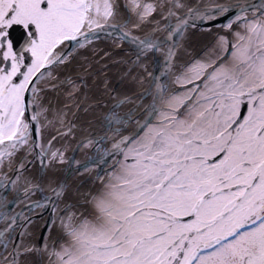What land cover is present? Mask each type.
I'll return each mask as SVG.
<instances>
[{
    "label": "snow or ice",
    "instance_id": "obj_1",
    "mask_svg": "<svg viewBox=\"0 0 264 264\" xmlns=\"http://www.w3.org/2000/svg\"><path fill=\"white\" fill-rule=\"evenodd\" d=\"M173 5L184 7L181 0L167 5L162 27L168 37L182 34L195 19L234 7L238 14L225 26L235 21L241 27L231 41L219 36L214 55L177 72L171 91L150 74L141 95L151 100L131 132L120 135L133 109L101 117L103 127L93 137L97 156L84 163L98 157L102 164L113 162L102 187L90 194L91 211L61 217L69 240L49 251L57 264H264V0L259 9L247 3L193 6L176 12L174 22ZM125 7L136 14V28L151 19L157 4L128 0ZM115 14L111 0H0V163L21 147L48 156V148L38 144V113L25 118L26 106L39 104L35 96L25 98L26 89L40 92L30 84L34 77L70 64L76 50L101 31L136 45L137 62L157 50L160 38L135 35L125 27L127 19L113 20ZM14 25L24 29L18 47L11 38ZM165 52L166 76L173 50ZM65 81L75 90L69 76L58 83ZM127 99L113 101L112 108ZM32 121L37 138L27 144ZM109 133L111 146L101 148ZM57 156L64 158L52 150L49 159ZM23 167L15 169L16 180ZM34 186L39 187L29 183L25 191ZM65 187L53 176L54 197Z\"/></svg>",
    "mask_w": 264,
    "mask_h": 264
},
{
    "label": "bare ground",
    "instance_id": "obj_2",
    "mask_svg": "<svg viewBox=\"0 0 264 264\" xmlns=\"http://www.w3.org/2000/svg\"><path fill=\"white\" fill-rule=\"evenodd\" d=\"M126 1L128 0H118L119 6L116 8L115 14L117 19L122 20L124 18L122 8L125 10L123 4H125ZM144 1H151L157 4L154 13L150 14L151 19L140 22L139 26L132 31V25L137 23V17L135 13H130V22L127 26H130L129 29L137 36L144 35L146 34L144 32L148 31V34L156 38L164 31L162 26L168 23V20L164 17V11H167V5L170 3V0H163V8L159 7L160 0H143V2ZM228 1L233 2L236 0H181L184 7H176L173 5L171 20L173 22L175 21L176 12L184 13L190 7L200 6L203 8L204 5L226 4ZM232 23H234V27L239 26L235 21ZM172 26H175L174 23ZM222 29V34H226L230 37L231 34L228 26H222ZM214 33L215 28H209L208 25L198 28L197 24L193 23L185 28L182 34L175 35V48L172 52L171 63L167 66L168 70L166 76L165 72L162 74L161 69V66L164 70L166 68L163 61V56L165 57L166 55L165 42L160 43L155 52L149 51L137 62L136 57L138 52L136 46H131L123 39H117L114 36L102 34L100 36L101 40L95 39L90 41L87 45H81L73 55L70 64L66 65L61 62L60 65L51 69V76H44L34 81L36 87L40 89L39 94L33 93L32 89L30 91V95L35 96L39 101V104L36 105V107L34 106L35 111L40 117L38 122L40 128L38 144L40 147L48 148V156L41 158L38 149L35 150L34 153L28 152L32 158L23 168L27 178L21 175L18 180H16L15 176L12 178V180H16V183L12 184L11 190L8 191L6 198L0 199V222L3 223L5 220L11 218H9L7 208L15 193L18 195L17 193L27 188L29 183L35 185L38 182L36 177H38L39 174L36 172V166H32L36 159L43 160L46 166L43 179L39 184V190L37 191L35 186L32 187V193L25 197H17V200H19L18 204L36 198L40 200L51 191L53 176L56 178L60 176V169L57 167V158H59V156H57L55 160L49 159L52 150L59 151V148L63 146L69 149L80 134L88 132L91 123L88 119L95 117L97 114L99 115L104 108L108 109L115 100L114 93L110 98L108 97L111 88L116 85L114 90L117 91V98L129 97V99L119 105L121 110H126V107L132 106L136 102L140 103L139 107L144 105L147 100L149 103L151 95L145 97L141 95V92L148 87L152 79L150 74L155 75L157 78L167 83L168 91H171L173 87H177V85L174 84L176 73L183 70L186 61L194 54L200 45L211 40ZM104 44H106V47ZM95 49H98L97 54L95 53ZM157 72H159V74H156ZM64 76H69L71 81L76 84L75 90L72 89L68 81L61 85L53 84ZM49 85H56V87H49ZM69 93L70 95H67ZM82 97H84L86 108L81 107L78 109L77 114H72L77 110ZM100 101H102V103ZM100 104H102V106H99ZM41 109L45 110L40 111ZM114 110L113 108L112 111ZM104 114L105 113H102L101 116ZM69 117H72L71 126L65 128ZM62 129L63 131H61ZM97 129H99V127ZM98 132H100V130H98L97 133ZM35 138H37L36 135ZM95 143L92 146L88 145L87 148L86 146L80 147L82 149L77 154L78 158L82 159L86 156H97ZM111 143L112 134L109 133L108 139L101 144V148H105V146L107 147L108 144ZM87 149L89 152H87ZM112 162V158H110L108 163L104 164L103 176H107ZM93 174L92 170L78 173L66 184V187L55 204V213H52V221L47 229L44 230L42 237H38L39 231L45 217L48 215V209L44 208L46 211L42 215L36 216L35 214H31V219L25 224V228L21 231V236L18 239L13 264L54 263V253L49 255V251L55 249L54 242L56 239L62 237L66 233L61 217H67L69 213H80L82 211L85 213L86 200L92 192L95 182L100 183L102 181L101 177L98 180H93ZM69 202L72 204V207L66 208L65 205ZM62 208H64V211L60 212L59 210ZM25 209V207H22V210ZM39 209L40 206L37 205L33 207V212H38ZM13 211L14 210H11L10 214H12ZM28 214V212H21L16 225L11 229H7L1 235L0 263L6 258L7 252L13 242L14 235L20 224H22V220L28 216ZM5 240H7V245H5ZM45 244L47 247H45ZM37 248H39V252H37Z\"/></svg>",
    "mask_w": 264,
    "mask_h": 264
},
{
    "label": "water",
    "instance_id": "obj_3",
    "mask_svg": "<svg viewBox=\"0 0 264 264\" xmlns=\"http://www.w3.org/2000/svg\"><path fill=\"white\" fill-rule=\"evenodd\" d=\"M170 2H171V0H170ZM245 3L251 4L253 7H259L260 6V0H236V1H233V2H229L228 1V3H226V4L236 6V5L245 4ZM236 14H238V10L234 7L232 10L228 11L227 13H223V14L209 13V19H207V20L195 19V20L192 21L191 24H193V23L197 24L198 28H202V26L208 25L209 28H215V31L220 32L221 29H222V26L227 23L229 18L232 17V16H235ZM176 19H177V17H176ZM191 24H189V25H191ZM169 31H170V29H169ZM144 33H148V31H146ZM102 34H105V33L102 32V31L97 33V40H99V39L101 40L100 36ZM111 36L115 37V35H111ZM140 37H143V34L140 35ZM156 38H160L161 41H162L161 43L165 42L166 43V48L171 47L172 50L175 48V46H174L175 43H173V41H176L175 37L174 36L168 37L167 33L165 32V29ZM124 41L129 43L131 46H136L131 41H126V40H124ZM163 61H164V65H165V57L164 56H163ZM161 69H162V74H163L165 72V70L162 68V66H161ZM156 74H159V72H157ZM76 75H78V74H76ZM75 77H77V76H75ZM36 80L37 79L34 77L33 81H31L30 84L34 83V81H36ZM58 81L59 80L55 81V83H53V84L61 85V84L64 83V82L63 83H58ZM66 82L67 81H65V83ZM115 88H116V85L113 88H111V90L109 92V96H108L110 98L113 95V93H114V97H115L114 101L119 100V98H117V94H116L117 91L114 90ZM30 91H31V88L26 89V91H25L26 100L30 96ZM142 98H144V97H142ZM100 102L102 103V101H100ZM112 104H113V102H112ZM112 104L109 106L108 109L104 108L99 115L97 114L95 117H93L91 119H88L91 122L88 132H84V133L80 134L76 138L74 143H72L71 147L68 149V153H67V155H65V159L59 165V169H60L59 179L64 181L66 184L75 175H77L78 173H82L84 171H87V170H92L93 171V173H94L93 174V180L94 179L97 180L99 175L103 174V171H104L105 167H104V164L100 163V158L99 157L96 160H94L92 164H85L84 161L89 159L90 157L86 156L85 158L79 159L77 154L82 149L80 147L86 146V148H87L88 145L89 146L94 145V143H95V140L93 138L94 134H96L97 131L101 130L102 127H103V122L101 120V117H102L101 114L102 113H106V112H108L110 110L112 111V109H113L112 108ZM146 104H148V100L146 101V103L144 105H142L140 107H139L140 103L136 102L132 106L126 107V110H121V108H119V106L117 108H114L115 110L113 112H117V113H120V114H123V113L127 112L128 109H133L131 120H129L127 117H125L124 120L122 121L123 131L120 133V135H123L124 132H131L135 128V126L138 123V121L142 120L144 118V115L146 114L144 112V108H145ZM99 106H102V104H100ZM31 107L33 108V106H31ZM81 107L86 108L84 97L81 98V100H80V102L78 104L77 110H75L72 114H77L78 109L81 108ZM26 110H27L28 119H30L31 113L33 111H35V108H33L30 111L28 109V106H26ZM71 119H72V117H69L67 119V122H66L67 126H65V128H69L71 126V123H72ZM117 126H120V125H117ZM30 127L32 129V131L30 133L31 134L30 135L31 143H32V140L36 139L35 138V135H36V131H35L36 122L32 121L31 124H30ZM98 127H99V129H97ZM65 128H63V129H65ZM63 129L61 131H63ZM84 138H86V140ZM111 144H108L107 147H110ZM87 152H89L88 149H87ZM25 153H27V152H25ZM109 159H108V161H109ZM37 161L39 163L37 165V173L39 174V176L37 177L38 182L35 185H39L41 183V181L43 179V176H44V173L46 171L45 163L43 162V170H42L41 169L42 161L40 159H38ZM16 168L17 167H15L14 170L11 172L10 177L13 178L16 175V171H15ZM42 171H43V175L41 177V172ZM25 189L23 191L18 192L17 193L18 195H16V193H15V195L13 196V198H12L8 208H7V213L9 214V218L10 217L11 218L5 220L3 223L0 222V225H1V227H0V237H1V235L7 229H11V228H13L16 225L21 212H25V213L28 212L29 213L28 216H26L22 220L23 222H22V224H20L17 232L14 235L13 242H12L11 247L9 248L8 252H7L6 258L0 264H13L14 254H15V251H16V246H17L18 239L21 236V231L23 230V228H25V224L28 223L29 220L31 219V217H32L31 214H35L36 216L37 215H42L46 211V209H44V208L48 209V215L45 217V220H44V222H43V224L41 226V229L39 231V236L38 237H42V235L44 233V230L47 229V227L49 226V224L52 221V217H53V214H52L53 213V201H55V204H56L58 198L54 197L52 195L51 191H50L45 197L41 198L40 200L36 198L34 200H27V201L22 202L21 204H18L19 200H17V197H19V196L20 197L21 196L25 197L28 194L33 192L32 188H31L30 191H25ZM35 189L38 191L39 187H35ZM88 201H89V198H88L87 202ZM32 202H36V203H32ZM37 205L40 206L39 211L38 212H33V207H35ZM22 207H25L26 209L22 210ZM11 210H14L12 214H10ZM59 211L60 212L64 211V208L60 209ZM56 243H57V239L54 242V245Z\"/></svg>",
    "mask_w": 264,
    "mask_h": 264
},
{
    "label": "flooded vegetation",
    "instance_id": "obj_4",
    "mask_svg": "<svg viewBox=\"0 0 264 264\" xmlns=\"http://www.w3.org/2000/svg\"><path fill=\"white\" fill-rule=\"evenodd\" d=\"M15 30H11V38L16 42V46H19L20 41L24 38V29L22 26H17ZM30 55V53H29ZM32 97V95H31ZM18 158V157H17ZM15 155L7 156L6 159H3V163H0V187H10L12 185L11 180L8 183L2 182L4 178L3 172L8 171L9 168H13L15 161L17 160Z\"/></svg>",
    "mask_w": 264,
    "mask_h": 264
},
{
    "label": "rangeland",
    "instance_id": "obj_5",
    "mask_svg": "<svg viewBox=\"0 0 264 264\" xmlns=\"http://www.w3.org/2000/svg\"><path fill=\"white\" fill-rule=\"evenodd\" d=\"M128 2V1H127ZM145 2H151V1H145ZM241 26L239 25L238 27H236V30L237 29H239ZM235 31V30H234ZM233 31V32H234ZM220 36H224V35H220ZM224 37H226V36H224ZM218 38H219V36L217 37V39H215L208 47H206L202 52H200L199 54L198 53H196L195 54V56L194 57H192V60L191 59H189L188 61H187V63L184 65V67H186L188 64H190L193 60H196V59H205V58H207V57H210V56H212V55H214L215 54V52H216V48H217V44H218ZM121 112V111H120ZM63 152H64V150H63ZM63 159H58V162H61ZM100 187H102V185H100L99 186V188ZM98 188V189H99ZM97 189V190H98ZM87 208L88 209H86V211H91V204L89 203V204H87ZM90 208V209H89ZM69 240V237H68V235L67 234H65L64 236H63V238L61 237V240H57V241H59L58 243H57V249H59L60 247H61V245H62V243L63 242H67ZM54 264H57V257L55 256V263Z\"/></svg>",
    "mask_w": 264,
    "mask_h": 264
}]
</instances>
